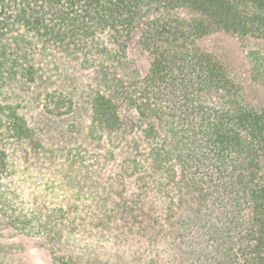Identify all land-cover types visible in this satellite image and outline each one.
<instances>
[{
  "label": "trees",
  "instance_id": "trees-1",
  "mask_svg": "<svg viewBox=\"0 0 264 264\" xmlns=\"http://www.w3.org/2000/svg\"><path fill=\"white\" fill-rule=\"evenodd\" d=\"M219 33L264 39V0H0L10 226L53 264H264V109L199 45Z\"/></svg>",
  "mask_w": 264,
  "mask_h": 264
},
{
  "label": "rangeland",
  "instance_id": "rangeland-1",
  "mask_svg": "<svg viewBox=\"0 0 264 264\" xmlns=\"http://www.w3.org/2000/svg\"><path fill=\"white\" fill-rule=\"evenodd\" d=\"M199 45L212 53L222 62L240 84L244 99L257 109H264V86L255 82L247 72L245 54L251 51L264 53V39H246L241 41L228 34H214L200 40ZM126 52L134 60L140 74L145 76L151 58L138 43V36L133 35L126 42ZM41 126L50 131L65 126L64 120L45 117ZM144 128V121L135 120L134 136L138 137ZM0 263L1 264H53L50 253L40 246L35 237L16 231L0 214Z\"/></svg>",
  "mask_w": 264,
  "mask_h": 264
}]
</instances>
